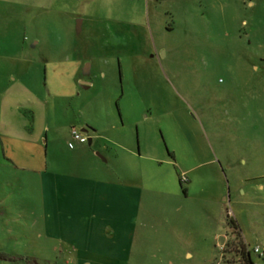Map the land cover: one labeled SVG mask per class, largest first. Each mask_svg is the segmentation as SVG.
Segmentation results:
<instances>
[{
  "label": "rangeland",
  "instance_id": "obj_1",
  "mask_svg": "<svg viewBox=\"0 0 264 264\" xmlns=\"http://www.w3.org/2000/svg\"><path fill=\"white\" fill-rule=\"evenodd\" d=\"M73 127L97 139L79 157ZM43 173L138 191L101 231L118 254L51 216ZM241 247L264 264V0H0V264Z\"/></svg>",
  "mask_w": 264,
  "mask_h": 264
},
{
  "label": "crops",
  "instance_id": "obj_2",
  "mask_svg": "<svg viewBox=\"0 0 264 264\" xmlns=\"http://www.w3.org/2000/svg\"><path fill=\"white\" fill-rule=\"evenodd\" d=\"M96 141L95 138H88L91 147ZM85 144L78 143L70 149L79 157L87 150ZM97 154L100 155L99 152ZM42 179L48 211L58 221L65 217L66 223H69L68 233H79L85 241L88 238L98 240L104 253L118 254V245H108L101 231L109 224L118 226L120 218L132 213L134 202L139 197L135 188L114 182L91 181L78 174L62 176L43 173Z\"/></svg>",
  "mask_w": 264,
  "mask_h": 264
},
{
  "label": "built area",
  "instance_id": "obj_3",
  "mask_svg": "<svg viewBox=\"0 0 264 264\" xmlns=\"http://www.w3.org/2000/svg\"><path fill=\"white\" fill-rule=\"evenodd\" d=\"M71 136H72V140L73 142H77L80 144H85L88 142V138L82 134L79 130H77L76 128H73L71 131ZM71 142L70 143V148H74V143ZM184 182H188L189 180L187 178H185L184 180H182ZM255 253L260 254L261 253V248L260 247H256L255 248Z\"/></svg>",
  "mask_w": 264,
  "mask_h": 264
},
{
  "label": "flooded vegetation",
  "instance_id": "obj_4",
  "mask_svg": "<svg viewBox=\"0 0 264 264\" xmlns=\"http://www.w3.org/2000/svg\"><path fill=\"white\" fill-rule=\"evenodd\" d=\"M238 255H240L243 261V264H251V261L254 264L256 263L255 261L256 256H254L251 251H248L247 248H244V247L239 248ZM258 257L259 259L261 258V256H258Z\"/></svg>",
  "mask_w": 264,
  "mask_h": 264
},
{
  "label": "trees",
  "instance_id": "obj_5",
  "mask_svg": "<svg viewBox=\"0 0 264 264\" xmlns=\"http://www.w3.org/2000/svg\"><path fill=\"white\" fill-rule=\"evenodd\" d=\"M232 223H233L234 227L237 229L236 222H235V221H233ZM251 264H254V263L251 261Z\"/></svg>",
  "mask_w": 264,
  "mask_h": 264
}]
</instances>
